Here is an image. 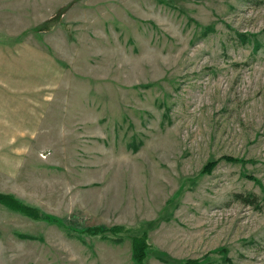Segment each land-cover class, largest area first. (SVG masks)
Wrapping results in <instances>:
<instances>
[{
    "label": "rangeland",
    "instance_id": "374dc122",
    "mask_svg": "<svg viewBox=\"0 0 264 264\" xmlns=\"http://www.w3.org/2000/svg\"><path fill=\"white\" fill-rule=\"evenodd\" d=\"M0 192V264H264V0H0Z\"/></svg>",
    "mask_w": 264,
    "mask_h": 264
},
{
    "label": "trees",
    "instance_id": "16d2710c",
    "mask_svg": "<svg viewBox=\"0 0 264 264\" xmlns=\"http://www.w3.org/2000/svg\"><path fill=\"white\" fill-rule=\"evenodd\" d=\"M245 201L249 202L252 205H255L258 203V197L252 196L251 199L245 198ZM0 206L13 213H20V212L24 213L34 221L39 219L50 221L51 219L49 216L41 214L36 208L26 205L25 203L17 199L13 194H6L0 192ZM105 230L106 228L104 227H97L90 229V231H92L93 234ZM112 231L119 232L120 230L119 228H113ZM133 245H134V260L136 261L137 264H143L146 258V250L148 248V245L144 241V238H136L133 242Z\"/></svg>",
    "mask_w": 264,
    "mask_h": 264
},
{
    "label": "crops",
    "instance_id": "0c3cea01",
    "mask_svg": "<svg viewBox=\"0 0 264 264\" xmlns=\"http://www.w3.org/2000/svg\"><path fill=\"white\" fill-rule=\"evenodd\" d=\"M3 208V207H2Z\"/></svg>",
    "mask_w": 264,
    "mask_h": 264
}]
</instances>
